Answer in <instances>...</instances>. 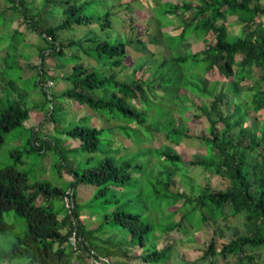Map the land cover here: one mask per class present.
Masks as SVG:
<instances>
[{"label": "trees", "instance_id": "obj_1", "mask_svg": "<svg viewBox=\"0 0 264 264\" xmlns=\"http://www.w3.org/2000/svg\"><path fill=\"white\" fill-rule=\"evenodd\" d=\"M5 1L12 5L17 21L27 27L24 31L14 28L11 34L15 38L18 37L17 32H22L24 37L26 33L29 37L34 36L33 40H25L33 45L38 39L44 42L40 50L42 66L36 85L42 89L48 105L44 107L53 133L34 130L27 152L36 151L45 155L53 147L58 149L49 137L59 135L63 140L65 137L77 140L84 151L101 153L103 157L97 167H89L82 174L71 169L73 182L66 189L56 182L32 178L29 173L14 167L0 168V238L13 236L8 249L0 247V264H12L19 259H24L26 264H74L76 259L79 264H88L92 256L77 252L83 250L85 240L91 248L99 249L95 236L104 235L108 223L122 225L132 236L129 243L143 248L142 255L128 257V261L166 264L175 249L171 237L175 238L176 231L198 230L204 223L213 221L218 225L215 228L218 234L222 231L219 221L229 218L227 211L244 219L245 231L236 232L221 249H218L217 237L213 236L203 252V258L232 257L235 259L233 264H264V256L258 259L246 251L247 248H264V120L260 119L264 112V0H199L200 4L196 6L193 2L180 4L158 0L161 6L153 9H161L164 19L178 16L180 24L173 29L175 34L171 31L165 39L171 50L169 59L166 57L159 66L149 69L152 81L144 79L138 65L141 60L133 62L129 77L119 79L120 70L129 68L125 65L126 60H131L129 48L136 42L144 47L147 43L116 31L112 25L111 8L102 14H94V7L100 6L96 0H43L40 17L34 20L27 15L29 10L25 0ZM126 1L124 4L132 12L134 7L129 3L137 0ZM62 6L64 20L49 26L45 13ZM233 18L243 25L240 36L230 33L229 21ZM169 21L170 25L174 24ZM75 26L90 29L99 26L107 33L116 32L117 36H105L104 39L86 36L79 41L69 39L59 42L60 33L71 31ZM193 37L204 40V49L198 52L186 50L187 55L186 51L180 53L181 46ZM8 49L4 57L5 68L0 70V150L6 142V135L23 126L34 113L23 105L24 96H19L20 100L13 99L18 90L14 73L24 70L17 66L13 54L25 56L17 42L8 45ZM81 52L99 67L90 69L83 62ZM57 58L64 60L54 61L58 64L57 68L65 72L69 70L68 75L61 73L62 77H53L49 71L54 70L51 65L43 68L45 61ZM8 59H13L9 66ZM103 67L109 68L110 73L107 74ZM210 73L229 80L231 85H224L218 90L217 84L207 77ZM256 73H259L258 77ZM62 78L65 84L60 86L58 83ZM248 79L252 83L244 85L243 82ZM55 85L64 89L60 88L61 94L56 92L58 87ZM167 86L192 94L187 96L180 92L175 98L176 107H167L166 92L165 95L160 92ZM6 89L8 92L4 96ZM60 97L73 100L71 106L74 109H90V119L84 116L69 126H62L67 116L71 115L62 114L68 109L57 101ZM191 109L200 112V116H195L198 120L206 118L210 122L209 130L202 135H190L186 123H178L174 115L176 111L187 120L186 115ZM95 114L102 115L113 125L94 126L91 119ZM249 119L254 122L252 126L248 124ZM155 122L158 123V132L175 146L184 145L181 143L185 138L199 139L207 153L186 162L185 157L174 148L149 145L156 136V131L152 129ZM117 133L132 141L138 149L132 151L130 147L125 148L116 140ZM145 143H149L148 147L144 146ZM124 149L128 150V155L122 154ZM13 156L17 163H25L24 153L14 151ZM187 163L219 177L227 187L224 190L214 189L210 183L203 187L193 183ZM206 179L211 180L207 176ZM79 182L99 188L96 200L113 205L125 200L130 208L124 211L120 205L99 222L96 229L91 230L87 227L88 217L82 218L76 199H73L74 209H69L66 204L67 198L77 196L76 184ZM178 182L185 190L173 192L172 187ZM151 186L155 189L152 190ZM143 199L145 204L152 199L149 206L158 205V214H169L170 220L156 227L148 217L136 214ZM178 202L182 203L179 208L171 210V214L165 213ZM59 204H62L65 215L60 216L55 211ZM11 213L25 218L26 233L17 231V223L8 222L6 216ZM179 213L182 216L175 221ZM156 229L159 235L155 234ZM75 232L77 242L73 245L71 237ZM109 238L102 243L99 251L111 260L116 253L110 250L115 244ZM104 248L107 250L103 251Z\"/></svg>", "mask_w": 264, "mask_h": 264}, {"label": "rangeland", "instance_id": "obj_2", "mask_svg": "<svg viewBox=\"0 0 264 264\" xmlns=\"http://www.w3.org/2000/svg\"><path fill=\"white\" fill-rule=\"evenodd\" d=\"M42 1L43 0H25V5L29 10L27 15L31 16L34 20H37L40 17V10H42L43 8ZM96 1L100 4V6L94 7V14H102L105 12L106 9L109 10L111 8L112 25L116 31H119L120 34L126 35L128 38L134 39L138 37V39H141L147 43V46L144 47L140 43L136 42L129 48V56L131 60H126L127 64H125L126 66H129V68L120 70L119 79L125 80L126 77H129L133 69V62L141 60L142 62H139L138 65L140 67L139 69L144 74V79L146 81H152V71L149 69H152V67L154 68V66H159L162 59L166 57H168L169 59V56L171 55V50L167 47L165 39L169 35H171V31H173V34H175V30L173 29L176 26H179L180 24L178 16L171 15L169 18L164 19L161 9H153V7L159 8L161 6V3H159L158 0H137L136 2L134 1V3H129L132 7H134V10L132 12L128 11V5L124 4L126 0ZM166 1L168 0H164L163 2ZM169 1L180 4H183L184 2H193L194 6L200 4L199 0ZM17 3L19 5L18 1ZM11 6L12 5L8 4L5 0H0V70H2L5 65L4 57L6 55V50H9L8 45L17 42L18 48L21 53L25 56V58L17 56V54H13L17 66H19L21 69H24H22L23 71H18L14 73V77H16L18 81V90L15 91L13 99L20 100L21 98L19 96H24V99H22L23 105L33 110L34 113L33 117L26 121L23 126L6 135V142L3 148L0 150V168L14 167L20 171L29 173L30 177L32 178L51 183L56 182L60 187L66 189L73 182V174L71 172V169H75L76 171L80 172V174H82L85 169L89 167H97L103 155L101 153L95 154L86 152L81 148L79 141H74L69 137H65L63 140V137L60 138L59 135H53L52 137H49L53 141V144L57 145L58 149L53 147L51 150L47 151L45 155L39 154L36 151L31 153L27 152V150L29 149L28 141L31 138L34 130H44L43 133L46 134L53 133L52 125L48 123L49 121L47 122V116L49 114H47L46 107H44L48 105H46L47 103L42 94V89L39 88L38 85H36L41 65L40 50L42 49L41 45L44 42L38 39L34 42L33 45L27 41L29 40V38L33 40L34 36L32 37L30 35L31 37H29V35L26 33L24 37V34L22 32H17L18 37L15 38L13 34H11L14 28H18L19 31H24L27 28L22 22L17 21V15L11 10ZM115 12L117 13L115 14ZM45 15H47L46 20L48 21L49 26L60 24L64 20L63 6L56 7L54 9L52 8L48 10ZM131 17L134 18L132 19V24L130 23ZM169 20H172L174 24L170 25L171 22ZM262 20L264 23V18ZM229 30L232 35L240 36L243 32V25L238 24V22L233 18L229 21ZM86 36H90L93 39L97 37L104 39L105 36H110L114 38L117 36V33L114 31H110L109 33H107V31L105 32L99 26H94L91 29L87 26H75L71 31L60 33L59 42H65V40L68 41L69 39L79 41L85 38ZM121 37L123 36L121 35ZM204 47V40H197L195 37H193L181 46L180 53H183L186 50L198 52L204 49ZM187 51L185 52L186 55L188 54ZM80 54L83 62H86L89 65L90 69L93 70L99 67V64L87 59L82 52ZM54 61L64 60L63 58H57V60L52 61L47 60L43 63V68L51 65L54 70H48L51 72L53 77H57L58 75H61L62 77L63 75L61 73H63L64 75L69 74V70L66 69L65 72V70H60L59 68H57L58 64ZM12 63L13 59H8V66ZM103 70L107 74L110 73L109 68L103 67ZM255 75L258 77L259 73H256ZM207 77L212 83L214 82L217 84L216 88H218V90H220V88H223L224 85H231V82L229 80L220 78L216 73H210ZM55 83L57 84V82ZM249 83H252V81H250L249 79L243 82L244 85H247ZM58 84H60V86L65 84L63 78ZM55 87H58V85H55ZM60 88L61 87L57 88L56 92L58 94H61L64 90L63 88H61V91ZM7 92L8 89L5 90L4 96H6ZM160 92L164 95L166 92L167 97L165 99V105L167 107L171 106L172 108H175L177 105L175 101L177 94H179L180 92L187 96L192 94L191 92H184L183 90L178 89L175 86L163 87L162 89H160ZM1 94L2 91L0 88V96ZM57 101L59 103H63L68 109V112L64 111L62 114L69 113L71 115L67 116V118L65 119V125L63 124L62 126H69L70 124L75 123L74 121H76V119L80 117L85 116L86 118L90 119V109H74V107L71 106V104H74V101L64 99L63 97L58 98ZM174 115L176 116L178 123H186L187 127L191 132L190 135L194 134L199 136L209 130L210 122L206 118H201L198 120V118L195 117L200 116V112L197 110L191 109V112H188L186 115V118H188L187 120L181 117L176 111L174 112ZM58 117L61 118L60 115ZM215 117L217 118V116ZM260 119L264 120V112L262 113ZM46 123H48L49 125H47ZM91 123L98 128L110 127L111 125H113V123H108L107 119L100 114H95L93 119H91ZM248 124L252 126L254 124L253 120L249 119ZM152 129L156 131V136L153 137L151 144H144V146L146 147H148L149 144L158 148H174L177 152L181 153L185 157L186 162L192 159L201 158L202 155L207 153L204 144L201 143L199 139L196 140L185 138L181 143L184 145L175 146V144L168 140L165 135H162L158 132L157 122L152 125ZM116 140L120 144H123L125 148L130 147L132 151H136L138 149L137 145H135L129 139L124 138L120 133H117ZM14 151L24 153V164L16 162L15 157L13 156ZM122 154L128 155V150H122ZM113 156H115V154H113ZM153 161L156 160L153 159ZM186 167L189 169L191 176H193V183L200 184L202 187L210 183L214 189L216 188L224 190L227 187L226 182H223L219 177L204 171V169L201 167H193L188 163L186 164ZM60 174H62V176ZM206 176L210 177L211 180L208 181L206 179ZM76 187V193L78 198L77 203L81 209L82 218L84 219L85 216L88 217L87 222L90 225L87 226L88 228L98 226L99 222L104 221L106 216H110V214H112L115 209L120 205H122L121 207L124 211H128V208H130L128 205L125 204V200H121V203H117L115 205L104 202L102 200H96L95 194L99 188L94 185H87L79 182L78 184H76ZM151 189L154 190L155 188L151 186ZM179 189L181 191L185 190V188L182 187L180 182H178L177 185L172 187L173 192H177ZM151 200L152 199H149L148 203L145 204L143 199L138 204L139 211L136 214H140L143 217H148L149 220L153 224H155L156 227H158L157 225L159 223L170 220V215H159L158 213L160 212V210L158 205L149 206ZM181 204V202L176 203L174 206L170 207L169 210L165 213L169 212L171 214V210L179 208ZM164 209L165 205L163 206L162 210ZM55 211L60 214V216L65 215V211L63 210L62 204L57 205L55 207ZM226 213L228 214L229 218L227 219V221H219V225L222 228V231L218 232V234L215 232V228L218 225L213 221L204 223L203 226L200 227L198 230L194 229V231L190 232H188V230H181V232L176 231L174 233L175 238L173 239L171 237V242L172 246H176L177 248L176 250L172 251L171 260L167 264H233L235 259L232 257L227 259H224L221 256H209L207 259L203 258V252L207 250V246L211 242L213 236L217 237L218 249H221L223 244L229 242L236 232L242 233L245 231L244 219L241 216H235L231 214L232 212L230 211H227ZM181 216L182 213L177 214L174 220L178 221ZM6 219L8 220V222H15L18 224L17 231L19 233H26L27 223L24 217H19L16 216L14 213H11L6 216ZM157 231L159 230L156 229L154 232L156 235H159L158 233H156ZM105 235L107 238L110 237V242L112 244H115L114 247L119 253H121L119 256H116L117 258L113 259V264H140V262L136 260L132 262L128 261L129 258H126L123 255L130 254V252H133L135 254L143 252L142 247L134 244L131 245V243H129L131 240V236L127 229L123 228L122 225L118 223H108L105 225ZM167 238H170V235H167ZM12 240L13 236L10 235L1 237L0 241H2V246L0 247L8 249V247H10L9 241L12 242ZM104 249L105 250L103 251L107 250L106 248ZM246 251L250 254H254L255 256L259 257L258 259L264 256V248H247ZM140 255L142 254H139V256ZM129 256L131 257V255ZM12 264H26V261H24V259H19ZM74 264L79 263L75 261ZM88 264L91 263L89 262Z\"/></svg>", "mask_w": 264, "mask_h": 264}, {"label": "crops", "instance_id": "obj_3", "mask_svg": "<svg viewBox=\"0 0 264 264\" xmlns=\"http://www.w3.org/2000/svg\"><path fill=\"white\" fill-rule=\"evenodd\" d=\"M99 219V218H98ZM98 224V223H97ZM90 226V225H89ZM97 227V226H96ZM96 227H90L91 228V230H94V229H96ZM95 242L98 244L97 246H98V248H100V249H102V246H103V244L102 243H105V241H107V237H106V235L104 234V235H97V236H95ZM98 238L100 239V241L98 240ZM131 238H132V236H131ZM82 247H83V250H81V251H78L77 252V254H80V253H85L86 254V251L89 249V248H91V246H90V244L87 242V240H85V243L82 245ZM93 248V247H92ZM94 250L96 251V254H94V256L96 257H99V258H106V257H104V256H102L101 254H100V251H99V249H95L94 248ZM110 250H113L115 253H116V255H115V257L114 256H112L111 257V260L113 261V259H115V258H117L116 256L118 255H120L121 253H119L117 250H116V248L114 247V248H110ZM139 254H141V253H137V254H135V253H133V252H130V254H127V255H125V254H123L125 257H130L129 255H131V258H133V256H137V255H139ZM88 255V254H87ZM104 255H105V253H104ZM75 261H77L78 263H79V261L76 259ZM81 264V263H80Z\"/></svg>", "mask_w": 264, "mask_h": 264}, {"label": "clouds", "instance_id": "obj_4", "mask_svg": "<svg viewBox=\"0 0 264 264\" xmlns=\"http://www.w3.org/2000/svg\"><path fill=\"white\" fill-rule=\"evenodd\" d=\"M73 198H75L76 199V201H77V196H73ZM173 247H175V249L174 250H176V246H173ZM94 252V254H96V251L93 249V248H89L87 251H86V254H88V255H90V256H92V259H91V261H90V263L91 264H96V261H98V262H100V264H113L112 263V260H109V259H107V257L106 258H99V257H95L94 256V254H91V252ZM167 264V263H166Z\"/></svg>", "mask_w": 264, "mask_h": 264}, {"label": "built area", "instance_id": "obj_5", "mask_svg": "<svg viewBox=\"0 0 264 264\" xmlns=\"http://www.w3.org/2000/svg\"><path fill=\"white\" fill-rule=\"evenodd\" d=\"M73 196H71L70 198H67L66 199V204H67V207L69 208V209H74V202H73ZM76 236H77V233L75 232L74 234H73V236L71 237V241H72V244L73 245H75L76 244V242H77V238H76ZM91 254H94V252L92 251L91 252ZM96 264H100V262H98V261H96Z\"/></svg>", "mask_w": 264, "mask_h": 264}]
</instances>
